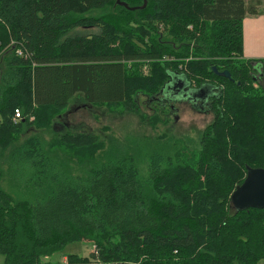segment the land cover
<instances>
[{
	"label": "trees",
	"instance_id": "obj_1",
	"mask_svg": "<svg viewBox=\"0 0 264 264\" xmlns=\"http://www.w3.org/2000/svg\"><path fill=\"white\" fill-rule=\"evenodd\" d=\"M258 3L0 0L2 264H49L42 259L82 240L93 258L68 254L62 264L264 260V208L238 210L230 199L248 168L264 169V57H245L243 26ZM174 76L188 87L179 99L210 91L212 118L193 146L150 155L143 178L115 144L53 129L78 93L107 113L167 125L173 107L162 95L176 96L166 89ZM26 125L51 135L22 139ZM60 154L84 172H58ZM42 179L61 183L24 198Z\"/></svg>",
	"mask_w": 264,
	"mask_h": 264
},
{
	"label": "rangeland",
	"instance_id": "obj_2",
	"mask_svg": "<svg viewBox=\"0 0 264 264\" xmlns=\"http://www.w3.org/2000/svg\"><path fill=\"white\" fill-rule=\"evenodd\" d=\"M247 1L255 4L257 0ZM261 4L264 6V0ZM95 30L78 29L77 32L93 33ZM176 77L186 82L183 76ZM176 77L174 76V78ZM260 83L264 86V79L260 80ZM209 92L206 91L205 95H201L196 100V104L201 103L198 106H192L187 99L180 100L179 97H172L170 93L164 92L162 96L167 101V105L173 107L172 115L169 113L170 115L167 116V125L161 123L154 127L148 122L140 120L135 114L114 115L107 113L106 109L86 102L82 95L78 93L71 99L68 106L61 110L62 115L59 116L53 129L56 131L69 129L71 131L90 132L95 134L98 139L106 140L108 145H116L123 152L134 156L138 162L139 176L143 178L147 174V163L150 155L164 151L170 152L176 148L186 149V145L192 144L193 146V143L197 141L199 131L212 118L210 111L206 110L207 103H205ZM143 109L148 115L155 112L145 102H143ZM22 130V139L33 134H40L44 139L49 138L51 135L50 132L37 129L36 126L26 125ZM57 164L58 172L68 170L71 175L84 172L79 166L75 165L74 161H66V158H63L61 154L58 156ZM3 180L4 183H11L9 176H5ZM59 183H61L59 179L55 182L42 179L40 182L42 187L38 189L36 185L34 191L24 198L29 200L46 198V190L55 188V185ZM68 254H78L92 259L94 254L93 243L89 240L70 243L61 251L44 257L42 261L49 264H62L63 257ZM259 264H264V260H261Z\"/></svg>",
	"mask_w": 264,
	"mask_h": 264
},
{
	"label": "water",
	"instance_id": "obj_3",
	"mask_svg": "<svg viewBox=\"0 0 264 264\" xmlns=\"http://www.w3.org/2000/svg\"><path fill=\"white\" fill-rule=\"evenodd\" d=\"M116 3L125 6L128 9L144 8L147 0H143L140 7H129L125 2L116 0ZM226 78L229 77L227 71L219 73ZM179 85V88L176 86ZM186 85L180 79L172 78L171 82L167 85V90H172L177 93L178 90L186 92ZM187 94V93H186ZM185 94V95H186ZM178 96V94H175ZM194 100L200 98L194 95ZM231 203L238 210L246 208H264V169L263 168H248L243 182L235 188L231 194Z\"/></svg>",
	"mask_w": 264,
	"mask_h": 264
},
{
	"label": "crops",
	"instance_id": "obj_4",
	"mask_svg": "<svg viewBox=\"0 0 264 264\" xmlns=\"http://www.w3.org/2000/svg\"><path fill=\"white\" fill-rule=\"evenodd\" d=\"M247 4L248 1L245 0ZM258 14H247L244 18V52L246 58H263L264 57V6L262 0H257ZM256 1V2H257ZM66 256L63 257L65 261ZM0 264L2 258L0 257Z\"/></svg>",
	"mask_w": 264,
	"mask_h": 264
},
{
	"label": "built area",
	"instance_id": "obj_5",
	"mask_svg": "<svg viewBox=\"0 0 264 264\" xmlns=\"http://www.w3.org/2000/svg\"><path fill=\"white\" fill-rule=\"evenodd\" d=\"M18 52L21 53L20 50H19ZM12 118H13V119H12L13 121H18V120L22 119V114H21V112H20L19 109H15V110H14V115H13ZM63 262H65V261H63Z\"/></svg>",
	"mask_w": 264,
	"mask_h": 264
},
{
	"label": "flooded vegetation",
	"instance_id": "obj_6",
	"mask_svg": "<svg viewBox=\"0 0 264 264\" xmlns=\"http://www.w3.org/2000/svg\"><path fill=\"white\" fill-rule=\"evenodd\" d=\"M186 87H187V86H186ZM187 88H188V87H187ZM187 88H186V89H187ZM180 91H182V90H178V91H177V93H175V94H178V93H180ZM186 93H187V92H183V91H182V93H181V94H182L183 96H186V95H185ZM171 95H172V94H171ZM172 96H173V95H172ZM183 99H187V100H188V101H189V102L192 104V106H198V104H199V103H198V104H196V102H197L196 100H197V99H196V100H194V98H193V100H191V99H188V98H180V100H183ZM192 101H194V102H192ZM200 104H201V103H200Z\"/></svg>",
	"mask_w": 264,
	"mask_h": 264
}]
</instances>
